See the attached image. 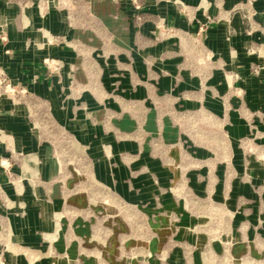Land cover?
Segmentation results:
<instances>
[{
  "label": "rangeland",
  "instance_id": "rangeland-1",
  "mask_svg": "<svg viewBox=\"0 0 264 264\" xmlns=\"http://www.w3.org/2000/svg\"><path fill=\"white\" fill-rule=\"evenodd\" d=\"M8 3L45 57L30 88L0 67V100L36 142L0 171V264H264V132L232 141L176 89L187 71L214 99L209 76H230L212 19L141 34L91 12L98 0Z\"/></svg>",
  "mask_w": 264,
  "mask_h": 264
},
{
  "label": "crops",
  "instance_id": "crops-1",
  "mask_svg": "<svg viewBox=\"0 0 264 264\" xmlns=\"http://www.w3.org/2000/svg\"><path fill=\"white\" fill-rule=\"evenodd\" d=\"M91 1L95 0H88V3ZM138 1L140 3L143 0ZM8 2L9 0H0V32L6 33L4 37L0 36V67L13 84L30 88L35 86L30 83L32 80L36 83L43 77L45 55L27 45L28 39L25 36L29 34H25L22 23L6 20L3 12L9 16L15 8L14 4ZM98 2V8L90 7L91 12L94 9L98 16H102L110 24L123 23V19L129 18L126 21L129 23L128 28L132 32L140 30L141 34L151 32L160 22L167 27L182 26L190 31L191 24H196V21L191 23L196 14L199 13L203 22L206 21V16L211 18L212 22L204 32L206 44L225 57V62L228 63L225 70H229L230 76L224 78L225 75L218 72L209 76L210 90L216 96L213 99L200 89L196 78H193L195 76L184 71L182 77L186 83L176 88L189 99L188 103H184V108H195V101L200 102L225 128L230 140L235 142L249 137L254 131L264 132V0H170L168 3L144 0L149 5L143 7L126 0ZM178 2H181L184 13L179 10ZM139 14L146 20L138 28L133 21ZM132 35L133 38L126 39L130 45L137 46V42L144 41L142 37H135L136 33ZM49 40L53 41L51 37ZM250 48L257 54H247ZM165 83L161 82L159 92L167 88ZM17 108L9 100H0V171L2 167H9L10 158L21 152H31L36 143L16 112ZM31 158L33 157L28 153L23 160ZM44 236L51 237L50 234Z\"/></svg>",
  "mask_w": 264,
  "mask_h": 264
},
{
  "label": "built area",
  "instance_id": "built-area-1",
  "mask_svg": "<svg viewBox=\"0 0 264 264\" xmlns=\"http://www.w3.org/2000/svg\"><path fill=\"white\" fill-rule=\"evenodd\" d=\"M2 71V70H1ZM5 89H6V92L7 93H15L16 92V90L15 89H13L12 88V85L11 84H7L6 86H5Z\"/></svg>",
  "mask_w": 264,
  "mask_h": 264
}]
</instances>
